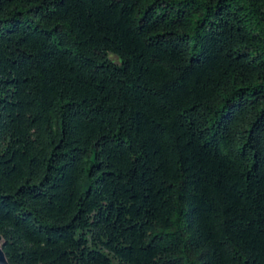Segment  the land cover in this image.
Here are the masks:
<instances>
[{
  "label": "trees",
  "instance_id": "1",
  "mask_svg": "<svg viewBox=\"0 0 264 264\" xmlns=\"http://www.w3.org/2000/svg\"><path fill=\"white\" fill-rule=\"evenodd\" d=\"M0 238L264 264V0H0Z\"/></svg>",
  "mask_w": 264,
  "mask_h": 264
},
{
  "label": "water",
  "instance_id": "2",
  "mask_svg": "<svg viewBox=\"0 0 264 264\" xmlns=\"http://www.w3.org/2000/svg\"><path fill=\"white\" fill-rule=\"evenodd\" d=\"M0 241H2L1 238ZM0 264H9L2 246H0Z\"/></svg>",
  "mask_w": 264,
  "mask_h": 264
},
{
  "label": "rangeland",
  "instance_id": "3",
  "mask_svg": "<svg viewBox=\"0 0 264 264\" xmlns=\"http://www.w3.org/2000/svg\"><path fill=\"white\" fill-rule=\"evenodd\" d=\"M113 59H114V60H117L116 57H113ZM2 244H3L2 241H0V246H2Z\"/></svg>",
  "mask_w": 264,
  "mask_h": 264
}]
</instances>
